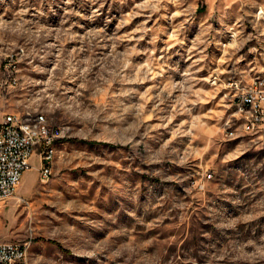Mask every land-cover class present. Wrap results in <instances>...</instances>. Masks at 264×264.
Segmentation results:
<instances>
[{
	"label": "rangeland",
	"instance_id": "obj_1",
	"mask_svg": "<svg viewBox=\"0 0 264 264\" xmlns=\"http://www.w3.org/2000/svg\"><path fill=\"white\" fill-rule=\"evenodd\" d=\"M263 75L264 0H0V122L62 132L49 180L38 151L0 202V242L28 264H264V133L236 103Z\"/></svg>",
	"mask_w": 264,
	"mask_h": 264
},
{
	"label": "built area",
	"instance_id": "obj_2",
	"mask_svg": "<svg viewBox=\"0 0 264 264\" xmlns=\"http://www.w3.org/2000/svg\"><path fill=\"white\" fill-rule=\"evenodd\" d=\"M243 100H236L238 113L246 122L244 131L251 135L264 133V80H255L243 92ZM61 130L51 127L44 115L34 116V126H26L25 118L17 114L6 115L0 122V202L13 198L25 173L31 167V159L40 151L44 161L41 178L51 177V158L54 140L61 137ZM235 132H231L233 137ZM44 150H51V157H44ZM212 178V175L209 176ZM25 243L0 242V264H25Z\"/></svg>",
	"mask_w": 264,
	"mask_h": 264
},
{
	"label": "bare ground",
	"instance_id": "obj_3",
	"mask_svg": "<svg viewBox=\"0 0 264 264\" xmlns=\"http://www.w3.org/2000/svg\"><path fill=\"white\" fill-rule=\"evenodd\" d=\"M256 80H264V75L259 77L258 79ZM238 99L239 100H243V93H241L239 96H238ZM25 124L26 126H34V119L32 118H27L25 119ZM250 133V132H248ZM53 154H54V145H53ZM44 157H51V150H44ZM52 161H53V158H51V164H50V172H52ZM24 253H27V248L24 246ZM28 254V253H27ZM26 254V257H25V264H28L27 262V259H28V255Z\"/></svg>",
	"mask_w": 264,
	"mask_h": 264
},
{
	"label": "crops",
	"instance_id": "obj_4",
	"mask_svg": "<svg viewBox=\"0 0 264 264\" xmlns=\"http://www.w3.org/2000/svg\"><path fill=\"white\" fill-rule=\"evenodd\" d=\"M35 156V154H34ZM34 156L32 157L30 163H31V167L29 168V170L25 173L24 177H23V180L22 182L25 180V179H30V173L34 170H37L39 169V164L36 160H34ZM21 182V184H22Z\"/></svg>",
	"mask_w": 264,
	"mask_h": 264
},
{
	"label": "trees",
	"instance_id": "obj_5",
	"mask_svg": "<svg viewBox=\"0 0 264 264\" xmlns=\"http://www.w3.org/2000/svg\"><path fill=\"white\" fill-rule=\"evenodd\" d=\"M51 243L57 244V245L61 248V245H60V244H58V243H56V242H51Z\"/></svg>",
	"mask_w": 264,
	"mask_h": 264
}]
</instances>
